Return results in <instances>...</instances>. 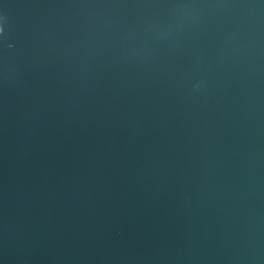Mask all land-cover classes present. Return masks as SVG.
Listing matches in <instances>:
<instances>
[{"label": "water", "instance_id": "1", "mask_svg": "<svg viewBox=\"0 0 264 264\" xmlns=\"http://www.w3.org/2000/svg\"><path fill=\"white\" fill-rule=\"evenodd\" d=\"M0 264H264V0H0Z\"/></svg>", "mask_w": 264, "mask_h": 264}]
</instances>
